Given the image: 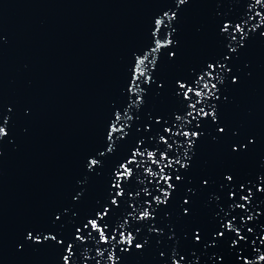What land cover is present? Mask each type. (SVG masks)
<instances>
[{
	"label": "water",
	"instance_id": "water-1",
	"mask_svg": "<svg viewBox=\"0 0 264 264\" xmlns=\"http://www.w3.org/2000/svg\"><path fill=\"white\" fill-rule=\"evenodd\" d=\"M176 3L0 0V128L6 132L0 133V264H63L67 243L76 252L77 264L85 259L87 264H113L110 254L122 264H172L174 252L177 259L184 257L181 264H242L239 251L248 264H264L259 260L264 255V193L254 187L264 177V36L260 35L264 0H189L179 8ZM169 9L177 13L176 19H165L166 28L157 25L156 19ZM249 16L254 19L247 28L260 27L251 33L245 29L249 38L231 61L238 82L232 83L223 73L219 77L223 84L205 77L199 86L191 85L189 100L178 98L175 78L199 76L204 62L223 50L216 28L220 19L240 21ZM158 27L161 33L153 35ZM165 32L171 44L152 52L166 42ZM173 50L174 58L168 54ZM145 56L148 60L141 66L145 76L136 88L131 83L133 70ZM206 82L209 88L216 84L212 91L219 100L203 87ZM210 105H215L218 122L198 115L201 108L211 113ZM188 112L200 121V129L193 130L203 131L191 147L184 136L173 135L191 131L181 127L192 120ZM155 116L166 118L168 124L161 119L149 130L146 125ZM192 122L195 125L196 120ZM113 125L120 130L112 132L109 141ZM221 126L226 127L225 134H218ZM164 127L171 133H164ZM232 130L239 135L233 136ZM161 136L173 145L171 149ZM241 143H247V149L233 151L232 146ZM186 150L191 159L187 169L180 167ZM125 158L135 161L127 164L132 175L118 177ZM89 159L98 161L92 170L86 166ZM177 169L180 181L175 180ZM225 174L233 175L238 195L239 184L247 187L251 182L246 210L232 207ZM116 179L120 187L113 190L110 186ZM120 190L123 195L116 197V207L110 203V193ZM77 192L80 198L73 200ZM166 195L165 204L161 201ZM183 199L188 200L184 207L190 208L191 216L183 213ZM104 205L109 210L104 217L108 242L91 226V236L75 241V226L86 218L96 219L94 213ZM145 208L151 217L133 218L142 217ZM226 214L236 216L233 223L247 243L233 247L235 233H228L216 245L209 244L211 234L222 230L218 219ZM153 227L160 233L151 231ZM197 227L203 242L195 240ZM32 228L66 243L25 242ZM129 233L133 244L147 241L142 251L134 245L131 251H120L128 245L116 241H124Z\"/></svg>",
	"mask_w": 264,
	"mask_h": 264
},
{
	"label": "snow or ice",
	"instance_id": "snow-or-ice-1",
	"mask_svg": "<svg viewBox=\"0 0 264 264\" xmlns=\"http://www.w3.org/2000/svg\"><path fill=\"white\" fill-rule=\"evenodd\" d=\"M260 0H257V3H259ZM187 3H189V0H177V3L175 4V7L179 8V6L181 4L186 5ZM249 9L252 7L251 5L248 6ZM171 10L169 9V11H164L162 13V15L156 19V24L162 26L163 28H166V24H165V19L168 22H171L172 20L176 19L177 17V13L175 11H171V14H169ZM254 19V17L249 16V17H245L242 18L240 21H236V20H232L230 17H226V18H222L220 19L219 23L217 24L216 28H217V36L218 39L222 42V47L223 50L221 51V53L215 58L212 59L211 61H205L203 66L200 68V74L199 76L196 75H190L188 77H184V76H177L174 80V84L176 85V88L174 89L175 94L178 98L182 99V100H189L190 96L189 93H191L192 87L191 85L193 83H195L197 86L200 85L201 81H204L205 77H212L213 79H216L217 83H221L223 84V81L219 79L221 73L224 74V76L227 78V80H231L232 83H236L238 82L239 77L236 75H232L233 73V67L230 66L231 61L233 59L234 56L238 57V53H239V49L241 47H243L247 41V39L249 38L246 34H245V29L247 28V24L248 21ZM260 25L256 24L253 25L251 28H247V32L251 33L254 32L256 28H259ZM172 31H175V29H172ZM157 33H161V28L158 27L155 32L153 33V35H156ZM237 33H239V38L237 37ZM163 35L165 36L166 42L161 44L158 43L156 48H153L151 51L155 52L157 51V49L161 48V47H169V45L171 44V39H168V33L165 32L163 33ZM261 36H264V32L260 33ZM170 57H175L176 56V52L170 51L169 53ZM148 60V57L145 56L142 59H139L137 61L136 64V68L133 70V79H132V86L138 88V84L137 81L141 78L145 76L144 70L141 66H145V62ZM213 73H215V76H213ZM161 88H163V85H160ZM203 87L205 89H208V91L211 93V96L215 97L217 100H219V96L217 95L216 91H212L213 89H216V84L213 83L211 85V88H209L208 83H204ZM130 90V89H129ZM203 90H201L202 92ZM218 91V90H217ZM196 95H201V93H196ZM143 97H139L138 101H142ZM193 108H195V105H192ZM210 107L212 108V112H204V110L201 108L199 110V114H203L204 117H211L212 122H218V115L216 113V109H215V105H210ZM188 116H192L191 112L187 113ZM161 119H163V122L165 125L168 124V120L166 118H163L161 116H155L152 118L151 121L148 122V124L146 125V128H148L150 130L151 128V124L152 123H157L159 124L161 122ZM3 120V124L7 123L6 118L3 116L2 117ZM117 120H119V113H117ZM176 120H181V117L177 116ZM193 120H196L195 125H193ZM181 127H190L191 131H184V132H180L178 134H173V135H182L185 137L186 143L189 147H191V145H193L196 142V139H198L202 134L203 131L202 130H193V128L195 129H200V121L197 119L196 116H192V120H188L186 122V124L181 125ZM120 129H117L115 127V125H113L110 129H109V141L112 140V132L115 131H119ZM162 131L164 133H171V128L170 127H164L162 128ZM0 133H3L4 135H6V132H4L3 128H0ZM226 133V127L221 126L218 128V134H225ZM232 135L233 136H238L239 132H236L234 130H232ZM217 138H219V136H217ZM161 140L164 141L165 144H167V148L171 149L172 148V144L168 143V141L164 138V136L160 137ZM252 140H249V143H252ZM140 144L144 143V140H139ZM248 144L247 143H241V144H234L232 146L233 151H240L241 148L243 149H247ZM109 150H111V148L109 147ZM142 155V153H141ZM149 155H155V153H149ZM161 158L166 159L167 157L165 156V153H161ZM127 163L122 164L121 167L124 169V171L117 173L118 177H127L132 175L131 170L127 167V164L129 163H134V160H128V158H125ZM184 159H185V163L180 164V161L177 160L176 163L180 164L181 168H185L187 169L190 166V162L191 159L188 157V152L187 150L184 153ZM98 164V161L96 159H89L86 161V166L88 167L89 170H92L96 165ZM179 173V170L177 169L176 174H175V180L176 181H180L181 178V174H177ZM168 179H171V177H168ZM225 181H227V188L229 189V191L226 193V195L228 196V199L231 201V205L233 208L235 207H240L243 209H247L248 205L251 204V199L250 197H252V193H253V189L252 187H248L249 184H251V182H248L247 187L245 183H240L239 184V195L237 192V185L233 184V175L231 174H225L224 177ZM174 183V182H173ZM202 184L204 186H207L209 184V181L207 179H204ZM264 177H261L258 181L257 184L254 185V187H256V190L264 193ZM225 185L222 184L221 187H224ZM113 190L118 189L120 187V180L116 179L110 186ZM169 189H172L173 185L169 184L168 185ZM189 192H191V189H188ZM245 191L247 192V194H245ZM123 192L122 190L120 191H112L110 193V203L112 205H115L116 207H119V205L117 204L116 201V197L118 196H122ZM238 197V199H237ZM80 198V193H76L75 196H73V200H79ZM158 199V198H157ZM237 200L239 201H244L246 203H237ZM162 203H167V195L165 196V199L163 201H161ZM189 204L187 199H183L182 203H181V208L183 210V213L186 215L191 216L192 213L190 211V208H186L184 207V205ZM65 212H67V210H64ZM108 207L106 205L101 206L100 209H98L94 215L96 216V219H89L86 218V222H82L81 224H78L75 226V232L73 235V239L75 241H82L84 240L85 236H91L92 232L89 231V226H91V229L96 231L97 233H99L100 238L103 242L107 243L109 240V235L105 234V228L107 227V221L104 220V217L108 215ZM73 215H75V213H73ZM152 214L147 210V208L144 209L143 211V216L142 217H133L134 219H147L149 217H151ZM252 217L249 216L248 219H251ZM152 219H154V217H152ZM243 217H241V220L243 221ZM55 221H59L60 220V215L59 214H55ZM236 220V216L235 215H231L230 217L226 214L225 219L221 220L218 219V229H222V230H217L215 232H213L211 235L213 237L212 240L209 241L210 245H216L219 238H226L228 233H235V237L234 239H231V245L233 247H236L238 245H240L241 241H244L245 243H247V238L245 235H241V230L233 223ZM227 221V222H226ZM83 230L84 235H80L81 231ZM137 231H139V229H137ZM151 231L156 232V233H160V230L153 227L151 229ZM195 240L198 242H203V232L201 231L200 228H196L195 230ZM248 232H251L252 229L248 228L247 229ZM86 233V234H85ZM123 235V234H122ZM174 235V233H173ZM112 240H115V236L112 235L111 236ZM31 241L33 243H46L48 241H54L57 244L63 246L66 241L65 240H58L57 237L55 235H52L51 233H45L44 230H41L39 228H32L31 230L27 231L26 237H25V242ZM121 242H125L128 245L127 249L121 248L120 251H131L133 245L135 246V249H139V250H143V248L145 247V245L147 244V241H143V242H139L133 244V238L131 236V233H129L128 237H126L124 239V241H116L117 244H120ZM264 242V241H262ZM255 243V241H253V244ZM209 246L208 244L205 245V247ZM21 248L23 247V244H21L20 246ZM241 248V247H240ZM239 248V249H240ZM101 255H103V253H101ZM164 253H161V256H163ZM177 254L174 252L172 255V264H181V262L184 260V257H180L179 259L176 258ZM238 259L240 261H242V264H248V261H246L245 256L239 251L238 252ZM109 260H112L113 264H122V262L119 260V258L113 259V256L110 254L109 255ZM259 260L264 261V255H260L259 256ZM63 264H77V260H76V252L74 251V249L72 248V245L67 243V248H66V254L63 255ZM84 264H87V260L85 259ZM96 264H99V261L96 262ZM165 264H167V261H165Z\"/></svg>",
	"mask_w": 264,
	"mask_h": 264
}]
</instances>
